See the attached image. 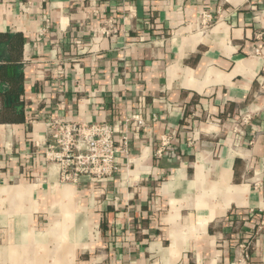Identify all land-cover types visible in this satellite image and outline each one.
Masks as SVG:
<instances>
[{"label": "crops", "instance_id": "0c3cea01", "mask_svg": "<svg viewBox=\"0 0 264 264\" xmlns=\"http://www.w3.org/2000/svg\"><path fill=\"white\" fill-rule=\"evenodd\" d=\"M0 33L32 118L0 123V264H264V0H0ZM135 114L120 172L62 181L51 117Z\"/></svg>", "mask_w": 264, "mask_h": 264}, {"label": "built area", "instance_id": "2783aa9c", "mask_svg": "<svg viewBox=\"0 0 264 264\" xmlns=\"http://www.w3.org/2000/svg\"><path fill=\"white\" fill-rule=\"evenodd\" d=\"M206 17L210 19V16ZM122 126L116 129L110 123L68 122L51 117L49 136L53 144L48 146L46 154L51 161L58 162L62 181L75 183L87 178L92 183H101L120 172L118 159L129 153L128 133L140 132L147 122L142 115L135 114ZM117 131L123 134L120 140H117ZM168 142L169 138L164 139L163 146ZM262 176L264 178V170Z\"/></svg>", "mask_w": 264, "mask_h": 264}, {"label": "trees", "instance_id": "16d2710c", "mask_svg": "<svg viewBox=\"0 0 264 264\" xmlns=\"http://www.w3.org/2000/svg\"><path fill=\"white\" fill-rule=\"evenodd\" d=\"M23 40L21 33H0V61L2 62L1 46L8 47V60L0 64V83L8 85V89L0 88V102L4 110L0 114L1 122L14 124L32 121L27 112L26 102L20 101V96L25 92V75L21 72L19 60L23 56Z\"/></svg>", "mask_w": 264, "mask_h": 264}]
</instances>
